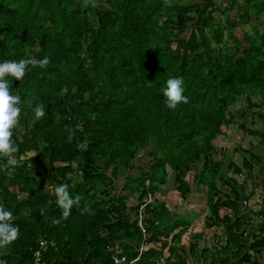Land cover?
<instances>
[{"label": "trees", "instance_id": "1", "mask_svg": "<svg viewBox=\"0 0 264 264\" xmlns=\"http://www.w3.org/2000/svg\"><path fill=\"white\" fill-rule=\"evenodd\" d=\"M95 1L0 0V63L50 58L44 68L29 65L21 81L9 78L21 96V128L15 163L0 171V204L20 234L0 259L34 264L45 240L46 264H110L117 243L129 261L141 257L134 264H260L264 222L249 231L241 207L250 199L237 179L259 169L254 192L264 189V0ZM169 78L183 79L189 101L176 110L165 106ZM238 101L241 113L232 111ZM39 104L46 114L37 120ZM233 127L249 148L235 149L240 159L227 166L214 142ZM66 128L76 129L71 141ZM142 152L154 162L148 169L139 167ZM126 173L132 206L111 197ZM190 174L210 209L206 229L221 227L227 238L214 244L216 261L192 238L181 244L188 223L161 224L172 214L161 190L172 178L186 200ZM62 183L91 213L74 207L61 218L54 189Z\"/></svg>", "mask_w": 264, "mask_h": 264}, {"label": "clouds", "instance_id": "2", "mask_svg": "<svg viewBox=\"0 0 264 264\" xmlns=\"http://www.w3.org/2000/svg\"><path fill=\"white\" fill-rule=\"evenodd\" d=\"M92 3V0H88ZM168 6H171V0H165ZM93 6H95L93 4ZM50 63V58L45 56L41 60L34 58H24L18 61L9 60L0 63V161L6 163L0 164V171H7L9 165L15 163V154L19 151L18 146L13 139L14 133L21 128V96L13 94L9 78L21 81L27 71L29 65L40 68L46 67ZM67 88L61 90V94H66ZM163 96L166 98L165 106L169 110H176L181 104H187L188 98L184 95L183 79L169 78L166 82V88L163 90ZM35 118L42 119L45 116L44 104H39L34 108ZM69 132L68 140L74 137L76 129L66 128ZM54 193L56 203L62 210L61 218L67 219L72 209L76 207L81 215L91 213V206L85 204L80 207L82 197L76 195L73 197L66 183L59 184L55 187ZM44 209L41 210L43 215ZM14 216L11 210L0 204V250L7 249L19 238V228L14 225ZM53 223H59L58 219H53ZM0 264H8L7 260L0 259Z\"/></svg>", "mask_w": 264, "mask_h": 264}, {"label": "rangeland", "instance_id": "3", "mask_svg": "<svg viewBox=\"0 0 264 264\" xmlns=\"http://www.w3.org/2000/svg\"><path fill=\"white\" fill-rule=\"evenodd\" d=\"M93 2L94 3H96V1L95 0H93ZM234 15V13L232 14V16ZM255 16H253L252 18H254ZM257 22H255V23H253V24H256ZM251 28V27H250ZM243 105H244V102H242V101H238L236 104H234L233 106H232V111L234 112V111H236V112H238V113H241L242 112V110H243ZM239 123H243V121L242 120H237ZM259 122H263L262 120H259ZM263 124V123H262ZM215 144H216V147H218V149H220L221 150V152H222V156L220 157V158H218V159H221L222 157H225V160H224V162H226V165H227V163H229V161L230 160H232V159H235V160H239L240 159V155L238 154V153H236L235 152V149H237L238 147H240V146H243L244 145V147L246 146V148H249V145H248V142H247V140H245L244 138H243V136H242V134H240V132L237 130V129H235L234 127L231 129V130H229L225 135H223V136H221V137H219L217 140H216V142H214ZM141 155H142V159L138 162V164H139V167L140 166H142L143 167V165H146V166H144L146 169H148L154 162L152 161V159L151 158H148L147 156H146V154H145V152H142V153H140ZM225 154V155H224ZM228 166V165H227ZM226 166V167H227ZM224 168V171L227 173V174H231L232 173V170L230 169V168ZM200 167H198V168H196V171L197 172H199L200 171ZM258 173H259V169H256V172H254V175L252 176V177H248V178H246V176H241L240 178H241V180H239V179H237V181L240 183V185H241V187L244 189V191L246 192V195L249 197V199L250 200H248L247 201V204H246V207H241L242 208V210L245 212V215H246V218H248V221H249V224L251 225V228H250V230L249 231H253V230H256L257 232V234L259 233V231H260V224H261V222H264V216H261V214L260 213H258L259 211H261V209L264 207V203H262L263 202V198L261 199V198H258V197H255L256 195H260V194H263L264 193V189L263 188H261L258 192H254L255 191V187L254 186H251L250 187V182H251V180H254L255 182H259V180H260V178L262 177H259L258 178ZM133 174V173H132ZM169 180V183L167 184V185H165V187L161 190V191H163V192H165V194L164 193H161L162 195H160V200H163V198L167 201V203L169 202V201H173V203H175L177 200H178V198L180 197V195L177 193V192H175V190L173 189V185H174V181H173V179L172 178H169L168 179ZM188 180H189V182L191 183V185H192V188H193V192H192V194L190 195V197L188 198V200H189V202L191 203V204H193V206L194 207H207V201H206V196L203 194V192L202 191H200V190H197L196 189V184H194V182H193V176H192V174H190L189 175V177H188ZM130 181H132V179H130ZM132 183V182H131ZM245 184H246V186H245ZM256 184V183H255ZM125 186H127V183L126 184H124V186L122 187L123 189L125 188ZM261 187V186H260ZM241 189V188H240ZM242 189V190H243ZM224 191H226L227 189L226 188H224L223 189ZM244 193V192H243ZM175 194H177V195H175ZM163 198H162V197ZM255 197V198H254ZM253 198V199H252ZM257 199H259V200H257ZM188 200H186V202H184V203H186L187 204V206L189 205V202H188ZM164 201V200H163ZM180 201V200H179ZM182 201V200H181ZM180 201V202H181ZM255 201H257V202H255ZM260 201V202H259ZM132 204H133V202H132ZM186 206V207H187ZM183 207V206H182ZM256 207H259V208H256ZM261 207V208H260ZM250 208H253L254 210H257V211H251L250 210ZM257 212V213H256ZM264 213V212H263ZM203 214H204V212H203ZM173 216H175V218L173 219ZM178 216L180 217L179 219H178V217H177V215L176 214H171V215H169V214H167V213H164L163 214V217L161 218L162 219V221H161V224H162V226H166L168 223H173V222H176V221H182V219H181V216H180V214L178 213ZM203 217H204V215H203ZM251 221V222H250ZM191 230V229H190ZM211 230L209 229L208 230V234H209V232H210ZM212 233H213V235L214 236H212L209 240H207V239H204V244H205V241H206V243L207 244H205L206 246L207 245H211V246H213L214 245V243L216 242V239L219 237V234L220 233H218V231H216L215 229H213V231H212ZM188 234L191 236V232H188L187 233V235H185L184 237H182V239L184 238V243L188 240V237H190V236H188ZM210 235H211V232H210ZM210 235H209V237H210ZM181 239V240H182ZM211 241H213V242H211ZM205 246V247H206ZM231 246H233L232 245V243H231ZM215 248V247H214ZM47 249V248H46ZM226 251L227 250H224V252L223 253H221V250L219 249L218 250V255H220V254H225L226 253ZM201 252V251H200ZM260 253H262L263 254V258H261V263L262 264H264V251H261ZM201 254L203 255V258L204 257H206V256H212V257H214L215 259V261L218 259V256H217V253H216V250H214V251H210V250H207L205 253L203 252H201ZM206 259V258H205ZM211 261V260H210ZM132 264H134L135 262H132V261H130ZM160 262L162 263V264H164V260H162V259H160ZM209 263V262H208ZM260 263V264H261Z\"/></svg>", "mask_w": 264, "mask_h": 264}, {"label": "crops", "instance_id": "4", "mask_svg": "<svg viewBox=\"0 0 264 264\" xmlns=\"http://www.w3.org/2000/svg\"><path fill=\"white\" fill-rule=\"evenodd\" d=\"M229 163H227V165H228ZM132 173H126L124 176H120L119 177V180L118 181H116V183H115V189L113 188L112 189V194H111V197H117V196H127V203H128V205L129 206H132L134 203H135V200H136V198H132V192H131V190H129V191H125V190H123V186H124V184H126V181H127V179L129 178V180H128V182L130 181V179H132ZM263 177H261L260 178V180H259V182H258V184H260V183H262L263 181ZM255 181L254 180H251V182H250V187L251 186H254L255 187ZM261 186V185H260ZM259 186V190L261 189V187ZM243 189V188H242ZM241 189V190H242ZM175 192H177V191H175ZM192 192H193V188H192ZM161 193H164L165 194V192H163V191H161ZM178 193V192H177ZM192 194V193H191ZM160 195V194H159ZM175 195H177V194H175ZM162 197V196H161ZM190 197V196H189ZM255 197H258V198H261V196L260 195H256ZM254 197V198H255ZM163 198V197H162ZM163 200H164V202L166 203V206H167V208L170 210V212L172 213V215L173 214H176L177 215V217H178V219L180 218L179 216H178V213L180 214V216H181V219H182V221L183 222H186V223H188L189 225H190V228H189V230L183 235V237L185 236V235H187V233L188 232H191L192 234V236H190L189 234H188V236H190V237H188V240L184 243V238L181 240V244H183V245H188L191 241V238L193 239V240H195V243H198V245L200 246V247H205L206 245L205 244H207L206 243V241H205V244L203 243L204 242V239H207V240H209L212 236H214L213 235V233H212V231H213V229H215L216 231H218V233H223L224 231H223V229L221 228V227H217V226H214V227H212L210 230V232H211V235H210V232H209V234H208V230L209 229H206V224H205V220H206V217L208 216V215H210V209H209V207H194L193 206V204H191L190 202H189V200H188V198L186 199V200H188V202H189V205L187 206V204L186 203H184V202H186V200H184V199H182L181 197H179L178 198V200L175 202V203H173V201L171 200V201H169L168 203H167V201L163 198ZM163 200H161V201H163ZM181 202H180V201ZM257 200H259V199H257ZM132 202H133V204H132ZM255 202H257V201H255ZM260 202V201H259ZM183 206V207H182ZM187 206V207H186ZM132 207H128V211L131 209ZM256 208H259V207H256ZM261 208V207H260ZM251 211L253 210V211H257V210H254L253 208H251L250 209ZM203 212H204V214H203ZM224 212V211H223ZM224 213H228V211H225ZM139 215L140 214H138V215H136V214H133V217L134 218H137L138 219V217H139ZM203 215H204V217H203ZM141 219V218H140ZM180 220V219H179ZM139 225L140 226H142V227H144V225H143V223H142V221L140 220V222H139ZM166 226H171V224L170 223H168ZM251 228V227H250ZM191 229V230H190ZM176 232H178V231H176ZM176 233H171V235H170V238H169V242H171V240H172V238L174 237V235H175ZM199 235H201V237H199L200 239L199 240H197V238H198V236ZM209 235H210V237H209ZM151 236V234H148V238ZM144 237H145V235H144ZM209 238V239H208ZM211 242H213V241H211ZM216 243V242H215ZM214 243V244H215ZM218 243V242H217ZM154 245L155 244H153V243H150V244H147L144 248H141V249H139V251L138 252H143L144 250H149V249H151V248H154ZM156 245H158V247H160V244H156ZM208 247H209V250L210 251H214V250H217L216 248H214L215 247V245H213V246H211V245H207ZM144 249V250H143ZM114 250L116 251V250H119V251H122L123 252V247L121 246V244H119V243H117V244H115V247H114ZM124 253V252H123ZM165 257L167 258V257H169L170 256V253H169V250H168V248L167 249H165ZM140 258L141 257H139L138 259H137V261H139L140 260ZM196 260V259H195ZM198 260H199V258H198ZM137 261H135V263L137 262ZM200 264H204V261L202 260L201 262H200ZM206 264H209V263H206Z\"/></svg>", "mask_w": 264, "mask_h": 264}, {"label": "built area", "instance_id": "5", "mask_svg": "<svg viewBox=\"0 0 264 264\" xmlns=\"http://www.w3.org/2000/svg\"><path fill=\"white\" fill-rule=\"evenodd\" d=\"M216 242H218L220 245L225 246L227 244V238L223 233L219 234V237L216 239ZM48 246V242L45 240H42L40 242L39 249L34 253V264H46V262L43 259V253L46 250ZM110 264H132L128 257L119 250H116L115 253L112 255L111 263Z\"/></svg>", "mask_w": 264, "mask_h": 264}]
</instances>
